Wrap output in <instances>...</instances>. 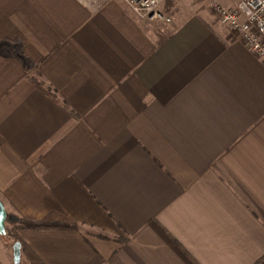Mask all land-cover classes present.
I'll use <instances>...</instances> for the list:
<instances>
[{
	"label": "crops",
	"instance_id": "obj_1",
	"mask_svg": "<svg viewBox=\"0 0 264 264\" xmlns=\"http://www.w3.org/2000/svg\"><path fill=\"white\" fill-rule=\"evenodd\" d=\"M189 13L0 0V199L44 264H264V62Z\"/></svg>",
	"mask_w": 264,
	"mask_h": 264
},
{
	"label": "built area",
	"instance_id": "obj_2",
	"mask_svg": "<svg viewBox=\"0 0 264 264\" xmlns=\"http://www.w3.org/2000/svg\"><path fill=\"white\" fill-rule=\"evenodd\" d=\"M121 1L139 19L171 21L159 8L162 0ZM211 8L219 20L264 62V0H241L232 7L213 0Z\"/></svg>",
	"mask_w": 264,
	"mask_h": 264
},
{
	"label": "rangeland",
	"instance_id": "obj_3",
	"mask_svg": "<svg viewBox=\"0 0 264 264\" xmlns=\"http://www.w3.org/2000/svg\"><path fill=\"white\" fill-rule=\"evenodd\" d=\"M212 1L213 0H171V2L170 1L168 2V3L172 4L171 9H170V13L168 10H166V12H168V14L164 13L163 11L162 12L166 16H170L171 13H173V14L175 13L176 16L177 15L184 16V14H186V13H189V12L197 13V12H200L201 10H207V11L209 10L210 12H212L213 11L211 8V2ZM219 1L223 4H225L221 0H219ZM228 1H229V3L230 2L233 3L235 0H228ZM213 13H214V11H213ZM3 237L6 239V242L9 241L10 243H14V238L9 233L3 234ZM21 264H30L26 255H22Z\"/></svg>",
	"mask_w": 264,
	"mask_h": 264
},
{
	"label": "water",
	"instance_id": "obj_4",
	"mask_svg": "<svg viewBox=\"0 0 264 264\" xmlns=\"http://www.w3.org/2000/svg\"><path fill=\"white\" fill-rule=\"evenodd\" d=\"M7 210L4 202L0 199V234H6ZM13 261L14 264H21L22 260V244L20 241L13 243Z\"/></svg>",
	"mask_w": 264,
	"mask_h": 264
},
{
	"label": "trees",
	"instance_id": "obj_5",
	"mask_svg": "<svg viewBox=\"0 0 264 264\" xmlns=\"http://www.w3.org/2000/svg\"><path fill=\"white\" fill-rule=\"evenodd\" d=\"M6 230H7V233H9L14 238V242H16V241L21 242L22 253H24L26 255L30 264H44L36 255H34L33 253H31L29 251L27 244L17 234H15V232H14L15 229L13 230V229L7 227Z\"/></svg>",
	"mask_w": 264,
	"mask_h": 264
}]
</instances>
